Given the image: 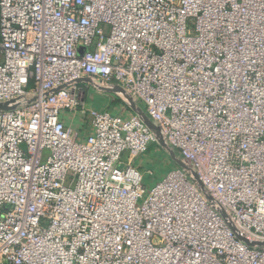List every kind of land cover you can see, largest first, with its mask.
Returning a JSON list of instances; mask_svg holds the SVG:
<instances>
[{
  "label": "built area",
  "instance_id": "obj_1",
  "mask_svg": "<svg viewBox=\"0 0 264 264\" xmlns=\"http://www.w3.org/2000/svg\"><path fill=\"white\" fill-rule=\"evenodd\" d=\"M0 58V264H264V0H0ZM80 83L141 104L204 191L147 192L155 134Z\"/></svg>",
  "mask_w": 264,
  "mask_h": 264
},
{
  "label": "rangeland",
  "instance_id": "obj_2",
  "mask_svg": "<svg viewBox=\"0 0 264 264\" xmlns=\"http://www.w3.org/2000/svg\"><path fill=\"white\" fill-rule=\"evenodd\" d=\"M2 61V58L1 60ZM80 88L85 92V106L87 109H92L96 111H107L115 116H122L123 118H128V116L122 110L120 105L114 104L111 100L109 94L104 89L100 87H95L87 83H80ZM111 89V87L109 88ZM24 98H20L15 104H21ZM14 103H4L0 104V110H11L14 108ZM61 117L67 119L68 122L72 123L73 130L78 133V140L82 141L88 135L93 132L91 126V118L89 116H83L80 113L74 114L68 110L61 111ZM170 145L165 141V144L161 146L152 145L147 153L140 155L136 163L133 164L134 167L144 176V186L149 192L155 187L163 178L175 168L172 161H174V151L170 152ZM178 150H176L177 152ZM181 156L180 152L178 151ZM129 155L125 153L122 158L123 163L128 162ZM182 158V156L180 157ZM182 160V159H181ZM126 165V164H125ZM187 167H180L181 170L187 175L188 180L195 185L200 191H204L202 183L199 181L196 172L186 163ZM124 168V166H122ZM148 196V193L144 198ZM144 198L140 200L142 204Z\"/></svg>",
  "mask_w": 264,
  "mask_h": 264
},
{
  "label": "water",
  "instance_id": "obj_3",
  "mask_svg": "<svg viewBox=\"0 0 264 264\" xmlns=\"http://www.w3.org/2000/svg\"><path fill=\"white\" fill-rule=\"evenodd\" d=\"M103 91H109V92H118L120 93L123 97H125L127 104L131 107V109L133 111L136 112L137 116H139L144 122L145 124L152 130V132L155 134L157 140L161 143V144H165V140L162 136L161 130L160 128L155 125L150 118L147 116L146 112L142 109V108H138L136 106V102L129 96L126 95V93L124 92V90L120 87H116L115 89L111 88H105ZM180 166L181 167H187L186 164L184 162H180ZM211 200V199H210ZM240 239L245 242L246 244L250 245V246H264V243H250L248 241V239L240 237Z\"/></svg>",
  "mask_w": 264,
  "mask_h": 264
},
{
  "label": "trees",
  "instance_id": "obj_4",
  "mask_svg": "<svg viewBox=\"0 0 264 264\" xmlns=\"http://www.w3.org/2000/svg\"><path fill=\"white\" fill-rule=\"evenodd\" d=\"M114 104L120 105L123 108L124 113L128 116V117H132L137 115L135 111H133L131 109V107L127 104L125 97H123L120 93L115 92V96H114ZM136 106L138 108H142L144 111V107L139 104L138 102H136ZM158 146H161V143L159 141H157ZM155 144V145H157ZM170 152L172 153L173 151L174 153V161H172L173 165L175 166L174 169H179L180 166V162H183V160H181L182 158H180L181 156L179 155L178 151L176 152L175 149H173L172 147H170ZM173 169V170H174ZM181 169V168H180ZM172 171V170H171ZM169 173V172H168Z\"/></svg>",
  "mask_w": 264,
  "mask_h": 264
},
{
  "label": "crops",
  "instance_id": "obj_5",
  "mask_svg": "<svg viewBox=\"0 0 264 264\" xmlns=\"http://www.w3.org/2000/svg\"><path fill=\"white\" fill-rule=\"evenodd\" d=\"M0 60H1V58H0ZM116 87H117V85H116V84H113V89H115ZM105 92H106V91H105ZM107 93L109 94L111 100L114 102L115 92H109V91H107ZM122 110H123V108H122ZM137 158H138V157H137ZM137 158L133 160V164L136 163Z\"/></svg>",
  "mask_w": 264,
  "mask_h": 264
}]
</instances>
